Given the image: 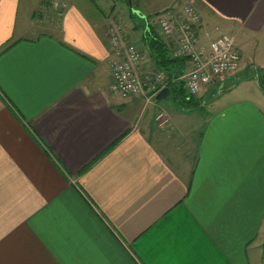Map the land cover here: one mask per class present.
Listing matches in <instances>:
<instances>
[{"label":"crops","instance_id":"crops-1","mask_svg":"<svg viewBox=\"0 0 264 264\" xmlns=\"http://www.w3.org/2000/svg\"><path fill=\"white\" fill-rule=\"evenodd\" d=\"M137 1L192 4L239 70L152 130L109 95L115 7L0 0V264H264V0Z\"/></svg>","mask_w":264,"mask_h":264},{"label":"built area","instance_id":"built-area-1","mask_svg":"<svg viewBox=\"0 0 264 264\" xmlns=\"http://www.w3.org/2000/svg\"><path fill=\"white\" fill-rule=\"evenodd\" d=\"M153 22L154 32L168 47L169 56L186 59L191 66L180 77L188 96L196 97L216 79L239 70L241 57L235 36L221 33L212 39L203 33L204 37L200 38L201 15L192 4L171 6L155 16ZM108 34L109 45L116 55L108 68L109 95L120 103L140 96L148 102L154 100L169 83L166 73L144 70L141 51L127 42L120 21L110 23ZM156 121L160 126L164 125V114L159 113Z\"/></svg>","mask_w":264,"mask_h":264},{"label":"rangeland","instance_id":"rangeland-1","mask_svg":"<svg viewBox=\"0 0 264 264\" xmlns=\"http://www.w3.org/2000/svg\"><path fill=\"white\" fill-rule=\"evenodd\" d=\"M89 1L91 3H93L92 6H94V4H96L99 7H101L103 11H107V9L110 10V9L115 7L116 11L119 13H118V17L116 16L114 20L120 21L123 28H128L127 31L131 32L130 38L128 37L131 40L130 43H132L133 45L137 46L140 49V51H141L140 53L143 57V62H146L145 64L150 65V67H148L146 70H154V68L151 64L150 58L148 56V53H147L146 49L143 47V44L141 43V36H142V34L146 28L145 25H143L144 22L146 21V18L143 17L142 16L143 14L140 13V11H138L136 8V6L137 7L139 6V8H140L141 4L137 0H134L135 2L133 0H131V3H130V5H131L130 7L133 11V15L135 18L134 20H135V22H137V23H135L133 21V19L129 18V16L127 14L124 15V13L128 12V9H129L127 6V3L124 2V0H105L106 3L104 0H89ZM140 1L142 3H144L145 5H147V4H149L150 0H140ZM119 16H122L123 19L127 23H129L130 29L128 26H126V24L123 25V23L125 21L123 19H121ZM122 21H124V22L122 23ZM153 24H154V22H153L152 18L148 19V25L147 26L153 28L154 27ZM134 27H136L137 29H135ZM127 36H129V34H127ZM128 38H127V42H128ZM147 62H150V63H147ZM244 85H247V84H244ZM250 86H251V84H250ZM254 86H256V85H254ZM110 98L114 104H125L126 102H130V104L131 103L134 104L136 112H139V114H140V116H139L140 119L142 121L146 119L145 122L149 123V127L152 130H153V128H155L157 130H162L167 126L166 123H164V125H162L163 127H161L159 125V122L156 121V117L159 113L163 112L169 116L176 113L175 112V103L173 101L172 95L166 99L161 100V101H155V99L154 100L152 99L149 102L147 101V99L145 97H142V96L137 97V98H133L131 100H127V101L122 102V103L115 101L114 99H112L111 96H110ZM176 114H178V113H176ZM198 118L199 117L197 116L196 111H194V116H192L190 119H187L186 121L178 120L176 123H177V125H180L182 129H187L188 126L197 124ZM160 121L162 122V119H160ZM178 137H179V135L175 136V138H177V139H178Z\"/></svg>","mask_w":264,"mask_h":264},{"label":"trees","instance_id":"trees-1","mask_svg":"<svg viewBox=\"0 0 264 264\" xmlns=\"http://www.w3.org/2000/svg\"><path fill=\"white\" fill-rule=\"evenodd\" d=\"M141 43L146 49L155 70H162L166 73L169 80L167 88L170 90V96L172 95L177 109L183 111L199 110L201 103L194 96H188L185 93L183 82L180 80V77L184 74V66L187 60L171 58L168 54V47L151 27L146 26L141 36ZM173 79H177L178 83L174 84ZM258 85L261 91L264 92L263 76L259 78Z\"/></svg>","mask_w":264,"mask_h":264},{"label":"water","instance_id":"water-1","mask_svg":"<svg viewBox=\"0 0 264 264\" xmlns=\"http://www.w3.org/2000/svg\"><path fill=\"white\" fill-rule=\"evenodd\" d=\"M129 3H130V1H129ZM169 95H170V90L166 87V88H164V89H162L161 91L158 92V94L155 96V100L156 101H161L163 99H166Z\"/></svg>","mask_w":264,"mask_h":264}]
</instances>
